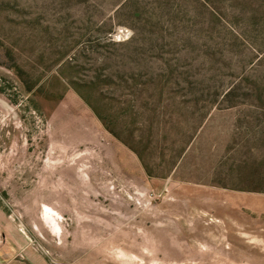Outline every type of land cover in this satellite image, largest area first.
<instances>
[{
	"label": "rangeland",
	"instance_id": "374dc122",
	"mask_svg": "<svg viewBox=\"0 0 264 264\" xmlns=\"http://www.w3.org/2000/svg\"><path fill=\"white\" fill-rule=\"evenodd\" d=\"M0 264H264V0H0Z\"/></svg>",
	"mask_w": 264,
	"mask_h": 264
},
{
	"label": "bare ground",
	"instance_id": "6f19581e",
	"mask_svg": "<svg viewBox=\"0 0 264 264\" xmlns=\"http://www.w3.org/2000/svg\"><path fill=\"white\" fill-rule=\"evenodd\" d=\"M44 208H45V211H46L44 219H45L46 222H48V221L51 222L50 221L51 220V216L49 215L50 210L48 208H46V207H44Z\"/></svg>",
	"mask_w": 264,
	"mask_h": 264
}]
</instances>
